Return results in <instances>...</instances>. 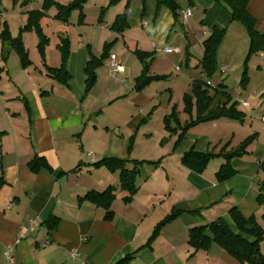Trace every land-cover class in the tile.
Instances as JSON below:
<instances>
[{
    "label": "crops",
    "instance_id": "0c3cea01",
    "mask_svg": "<svg viewBox=\"0 0 264 264\" xmlns=\"http://www.w3.org/2000/svg\"><path fill=\"white\" fill-rule=\"evenodd\" d=\"M70 1L59 0L62 5ZM157 1L144 0L143 7L142 0H88L82 23L78 16L63 24L54 19L56 10H49L47 31L40 22L48 46L54 45L50 56L45 50V65L60 67L57 46L62 38L68 39L65 85L53 80L38 62L29 58L31 65L23 68L18 56L9 53L0 80V178L4 181L0 187V264H9L5 258L9 246H14L12 264H78L71 252L79 253L86 264H117L124 259L127 264H240L213 242L209 232L202 246L192 244L189 230L222 219L236 232L229 216L233 208L245 219L255 218L264 230V207L257 201V184L264 182L259 165L264 163V53L248 63V83L241 88L243 57L234 54L233 58L222 49L232 34L240 44L248 45L244 27L232 22L216 0H175L179 20L175 22L164 9L155 21ZM15 6L17 12L11 16L0 10V24L6 23L9 30L8 17L20 29L27 12L41 9L39 3L31 2L19 14L20 3ZM127 6V27L117 33L112 25ZM187 9L191 16L185 20ZM247 11L257 31L264 34V0H249ZM213 26L226 29V37L216 57V73L208 79L200 63L203 42ZM31 35L36 51L38 41ZM105 46L108 58L86 93V63L90 56L99 58ZM163 47L178 52L157 51ZM5 49L0 41V57ZM136 51L147 54L150 77H167L162 86L170 94L165 108L158 100L163 80L136 92L135 80L143 69ZM110 56H115L122 73L111 75ZM196 80L229 94L244 119L195 125L175 147L177 136L164 131L163 118L173 106L181 108L180 102H171L175 88L188 93ZM177 112L182 125L189 122L187 115ZM253 134L257 138L247 154L231 160L235 176L223 183L215 177L222 159L211 161L203 174L181 164L182 156L191 150L219 154L224 146L226 151L233 150ZM35 157L43 158L52 172L32 173L28 164ZM105 159L128 161L129 170L131 162L159 161V165L139 167L138 190L127 203L128 194L119 189V172L94 167ZM108 187L116 188L111 220L105 219L102 208L81 201L86 194L102 193ZM176 211L178 217L149 243L156 226ZM50 217L57 219L56 230L44 225ZM20 236L25 237L16 243Z\"/></svg>",
    "mask_w": 264,
    "mask_h": 264
},
{
    "label": "trees",
    "instance_id": "16d2710c",
    "mask_svg": "<svg viewBox=\"0 0 264 264\" xmlns=\"http://www.w3.org/2000/svg\"><path fill=\"white\" fill-rule=\"evenodd\" d=\"M3 0H0V6ZM14 5L20 3L21 7H26L32 0H10ZM87 0H71L68 4L62 5L59 0H43L40 10H33L27 12L26 24L19 29L20 36L12 38L6 23L0 24V41L5 46L0 57V80L5 72V63L8 60V55L13 51L19 58L20 64L23 68L31 65L29 55L24 47L21 39V34L24 32H32L37 38V50L45 62V50L48 47L49 41L44 35L40 22L45 17L46 13L55 9L56 14L54 19L68 24L71 14L75 11L79 12L78 23L84 20L83 8ZM216 2L229 13L232 22L239 23L244 27L248 35L250 50L249 56L258 53H264V34H260L256 29V21L250 16L247 11L249 0H216ZM144 7V0H142ZM127 9L121 15H118L112 25V29L117 33H121L126 29L127 23ZM168 10L172 13L175 22L179 20V6L175 0H158L155 21L158 20L162 10ZM104 10H101L103 13ZM226 37V29L218 26L210 28L208 38L203 42V57L200 63L201 69L206 75V78H211L217 70L216 57L218 50ZM60 52L61 64L57 69H50L45 65L48 75L60 85H65L69 79L68 71L66 68L70 51L69 41L62 38L57 46ZM138 59L143 64V69L140 76L135 80L136 92L142 91L150 83L165 80L167 77H150L149 64L145 62L147 54L136 51ZM108 58V46L104 47L103 53L99 58L93 56L89 57L86 63L85 74V92L88 93L95 81L96 71L102 66V63ZM248 83V71L244 65L241 86L245 87ZM214 95H210L206 82L203 80H196L192 83L191 93L185 94L183 97L184 113L189 117V122L182 125L179 120L176 106L171 108L168 115L163 118V129L169 136H177L175 147L182 141L188 129L200 123L216 121L222 118L242 122L244 114L236 109L237 103L232 101L229 94L214 89ZM257 135L253 134L241 142L235 149L227 150L224 146L219 154H200L193 150L185 153L181 158V164L188 170L196 173L203 174L211 161L215 159H222L224 163L220 166L216 173V181L223 183L235 176V171L231 167V160L241 158L247 154V148L256 140ZM165 140L161 141V145ZM131 146L128 147V151ZM128 161L119 159H105L94 164L95 168L105 167L110 172H119L120 182L119 189L125 191L128 195L124 198L125 202H130L132 197L137 193L136 179L139 175V167L146 164L149 166L159 165V161L152 162H131L132 169H127L126 164ZM260 171L264 173V163H260ZM30 171L34 174L40 170L52 172V169L43 158L35 157L29 164ZM4 184L0 178V187ZM258 187V204L264 207V182H259ZM116 188L108 187L102 193L90 192L86 194L81 201H88L95 206L102 208L106 214L105 219L111 220L112 212L110 210L111 204L115 198ZM180 214L179 211L167 216L160 224L154 229L149 243L153 242L160 229L173 221ZM229 216L235 225L236 232L231 230L224 220L220 219L208 225L192 228L189 230L190 242L202 246L203 242L207 241L206 232L212 235L213 242L219 245L226 251L234 260L240 264H264V254L261 253L260 244L264 242V230L257 224L255 218L245 219L240 212L235 208L229 211ZM264 218V216H262ZM44 225L50 231L56 230L57 219L50 217ZM117 264H127V259L120 261Z\"/></svg>",
    "mask_w": 264,
    "mask_h": 264
},
{
    "label": "rangeland",
    "instance_id": "374dc122",
    "mask_svg": "<svg viewBox=\"0 0 264 264\" xmlns=\"http://www.w3.org/2000/svg\"><path fill=\"white\" fill-rule=\"evenodd\" d=\"M31 2H33V4L39 3V5H42L43 0H34V1L32 0ZM13 5L14 4L10 0H3L2 1V4L0 6V10L2 12H4V15L9 14V16H11V15H13V14H15L17 12L15 10V13H14L13 7H16V6L15 5L13 6ZM18 10H19L18 11L19 14H21L22 13V10H23V7L22 8H19ZM50 12H52V11H50ZM78 16H79V12L78 11H75V12H73L71 14L70 20L71 21L76 20ZM7 20H9L8 23L10 25V30H9V28H8V30L11 31L10 33H11L12 38L19 37L20 36V33H19V29H18V22L15 21V20L14 21L11 20L10 17H8ZM7 20H6V22H7ZM48 24L49 23L47 21V18L44 17L42 19V21H41V25H42V28L46 29V31H47L46 25H48ZM64 27H65V25H64ZM50 32H51V30H50ZM31 34H32V32H24V33L21 34V39L23 41L24 47L27 50V53L29 52V58L30 59H32L34 62L35 61L38 62L39 65H41V68L42 67H45V62L42 60V58H41L38 50L35 51V50L32 49V46H31L32 35ZM231 36H234V37H232V38L229 39V41H228L229 43H226L224 45V48L222 49V51L224 53H226V54H230V53H231V55L233 54L232 55L233 58H235V55L234 54H239V55H241L243 57V62H242V65H241V70H242L241 73H243L244 65H246V67H247L248 66V63L252 60V58L256 57V55L249 56V50H250V44H249V42H248V45L245 44V46H244V45L240 44V42L235 38V34H232ZM52 46H54V45H50L46 49L47 50L46 52L48 53V56H50V54H51V51L50 50H51ZM253 60H255V59H253ZM50 61H52V60H50ZM36 62H35V64H37ZM60 64H61V62H60ZM247 71H248V67H247ZM230 75H234L235 76V73L231 72ZM241 78H242V76L239 79H241ZM173 79L175 80L176 77H174ZM162 82L163 83L160 84V86H161L160 87V90L162 89V86L164 87V80ZM245 86H247V84ZM240 87L243 88L241 86V84H240ZM181 89L175 88L174 92L172 93L173 96L171 98L172 99L171 102H172V104H174L175 101L180 102V105H181L180 107L181 108H178L177 111H180V113L182 114V113H184L183 112L184 111V105H183L182 100H183V97H184V95H185L186 92L183 93V90H181ZM208 91H209L210 95H214L213 89L208 88ZM189 93H191V90H190V92H188L186 94H189ZM169 97H170V94L168 92H165L163 90L162 93L160 94V98L158 99L161 102V108H165L166 107L165 106L166 105V101L170 99ZM181 102H182V104H181ZM237 107L238 106H236V109L238 111H240L239 108H237ZM155 127H157L156 124H154V127L153 128H155ZM261 251H264V248L261 247Z\"/></svg>",
    "mask_w": 264,
    "mask_h": 264
},
{
    "label": "built area",
    "instance_id": "2783aa9c",
    "mask_svg": "<svg viewBox=\"0 0 264 264\" xmlns=\"http://www.w3.org/2000/svg\"><path fill=\"white\" fill-rule=\"evenodd\" d=\"M191 16L190 10L187 9L184 11L183 13V17L184 19H188ZM158 52H162V53H171V52H178L176 49H171L169 47H163L160 49H157ZM110 62H109V69H110V73L111 75H115L118 73H122L123 72V68L121 66H119L116 62H115V56H110L109 58ZM262 121H264V118H262ZM25 236H20L18 238V240L16 241V243H19L22 239H24ZM71 258L73 260H76L78 264H86L80 257L79 253L77 252H71L70 254ZM5 258L8 261L9 264H12L14 262V246H9L6 250L5 253Z\"/></svg>",
    "mask_w": 264,
    "mask_h": 264
}]
</instances>
